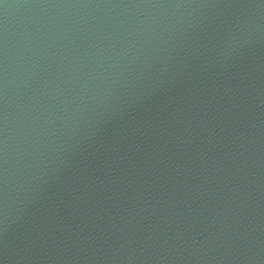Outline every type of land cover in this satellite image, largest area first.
Segmentation results:
<instances>
[{
  "label": "water",
  "instance_id": "1",
  "mask_svg": "<svg viewBox=\"0 0 264 264\" xmlns=\"http://www.w3.org/2000/svg\"><path fill=\"white\" fill-rule=\"evenodd\" d=\"M0 264H264V0H0Z\"/></svg>",
  "mask_w": 264,
  "mask_h": 264
}]
</instances>
